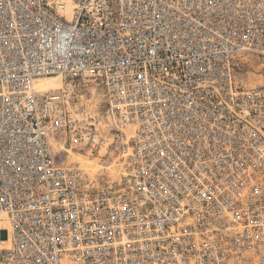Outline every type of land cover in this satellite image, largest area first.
<instances>
[{
	"label": "built area",
	"instance_id": "obj_1",
	"mask_svg": "<svg viewBox=\"0 0 264 264\" xmlns=\"http://www.w3.org/2000/svg\"><path fill=\"white\" fill-rule=\"evenodd\" d=\"M0 264H264V0H0Z\"/></svg>",
	"mask_w": 264,
	"mask_h": 264
},
{
	"label": "rangeland",
	"instance_id": "obj_2",
	"mask_svg": "<svg viewBox=\"0 0 264 264\" xmlns=\"http://www.w3.org/2000/svg\"><path fill=\"white\" fill-rule=\"evenodd\" d=\"M256 63L258 64L259 61L256 60ZM247 69L249 70H253L255 69V67H251V66H246ZM249 71V72H251ZM254 72V71H252ZM249 80V78H248ZM252 84V82H250V80L247 82ZM56 151H58V148H55ZM74 154L71 153V156L68 159V164L71 166H77L79 167L82 172L84 173V177L86 179L89 180H93L94 182H96V184H99L100 186H104V181L107 179L110 180H117L119 178L118 176V171H119V167H118V161L116 163H114L113 166L110 167H105L107 164H110V161L106 160H101V159H96L93 158L91 156H84L87 157L91 160H93L92 163L84 165L80 162V160L77 161V159L74 158ZM83 165V166H82ZM99 182V183H98Z\"/></svg>",
	"mask_w": 264,
	"mask_h": 264
},
{
	"label": "bare ground",
	"instance_id": "obj_3",
	"mask_svg": "<svg viewBox=\"0 0 264 264\" xmlns=\"http://www.w3.org/2000/svg\"><path fill=\"white\" fill-rule=\"evenodd\" d=\"M35 85L38 89L46 91L50 89L60 88L62 86V82L59 77H45V78L38 79ZM95 91H96L95 92L96 96L98 98L101 97L102 93L98 90H95ZM73 154L75 156L74 158L77 159V161L80 160V162L84 165H87L93 162V160L87 157H84L81 153L73 152Z\"/></svg>",
	"mask_w": 264,
	"mask_h": 264
}]
</instances>
